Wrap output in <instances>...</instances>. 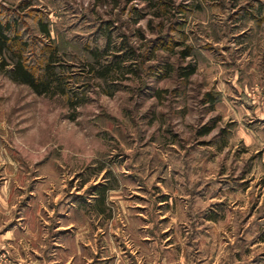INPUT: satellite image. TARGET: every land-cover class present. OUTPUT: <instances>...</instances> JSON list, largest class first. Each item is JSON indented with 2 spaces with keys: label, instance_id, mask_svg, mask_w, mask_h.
<instances>
[{
  "label": "rangeland",
  "instance_id": "1",
  "mask_svg": "<svg viewBox=\"0 0 264 264\" xmlns=\"http://www.w3.org/2000/svg\"><path fill=\"white\" fill-rule=\"evenodd\" d=\"M165 1L0 0L22 21L25 56L38 67L40 48L56 47L71 75L66 96H38L0 70V264L46 259L61 203L75 227L101 225L82 207L103 187L141 264H264V0ZM107 27L143 57L104 83L84 66ZM191 194L206 198L194 231Z\"/></svg>",
  "mask_w": 264,
  "mask_h": 264
},
{
  "label": "trees",
  "instance_id": "2",
  "mask_svg": "<svg viewBox=\"0 0 264 264\" xmlns=\"http://www.w3.org/2000/svg\"><path fill=\"white\" fill-rule=\"evenodd\" d=\"M170 6V1L162 0ZM161 2V3H162ZM154 7H158L153 1L151 2ZM160 7V4H159ZM162 8V7H161ZM196 9H199L196 6ZM189 10V9H188ZM264 10V7H263ZM190 11V10H189ZM193 11V9H191ZM0 11V70L5 72L12 82L20 85L28 86L38 96H66L69 93V82L65 72L59 71L60 66L62 70H68V66L62 64V55L59 53L58 48L51 47L42 49L40 55V62H31L25 52L30 48L31 44L27 41V38H23L20 35L22 29L20 17L10 14L9 16L2 15ZM12 15V16H11ZM49 21L39 20L37 23V30L46 39H50ZM104 39L106 44L103 48L90 49L88 51L89 56L92 57L93 63H89L84 66L88 72L93 75V79L105 82H112L119 79L125 74H132L131 66L126 64L137 62L143 57L133 47L129 46L127 38H123V42L120 45H116L112 41V30L107 27L104 29ZM125 37V36H123ZM182 58H191L192 54L189 50L181 52ZM111 57V58H110ZM110 59V60H109ZM32 63H35L32 65ZM34 67H37L39 72L34 71ZM171 68L166 66V74H169ZM180 72L181 77L184 80H189L197 73V67L190 65ZM164 76V77H165ZM71 105L73 108L80 107L82 104V96L78 93L70 94ZM211 101V99H210ZM207 128L204 129V133L207 132ZM195 193V192H194ZM201 197L200 194H194ZM204 197V196H202Z\"/></svg>",
  "mask_w": 264,
  "mask_h": 264
},
{
  "label": "crops",
  "instance_id": "3",
  "mask_svg": "<svg viewBox=\"0 0 264 264\" xmlns=\"http://www.w3.org/2000/svg\"><path fill=\"white\" fill-rule=\"evenodd\" d=\"M97 191L91 195L92 199L95 200V204L86 205L82 208H88V213L95 216L98 222L102 221L101 225L97 224L93 228L92 221L90 222V216L88 215L82 216L80 226L75 227L77 221H72L68 218L67 204L61 203L57 205L53 212L54 214L50 216L49 222L45 221L48 225L45 229L48 232L50 245L45 252L46 259L44 258L39 264H141V262H137L139 259L136 257L139 251L133 252L128 243L124 244L122 242L126 237L123 231L124 228L121 229L122 220H118L119 215L114 214L113 202L112 205L110 204L112 199L110 194L115 191L106 189V187ZM81 199L83 200V198ZM205 199L203 197H195L194 194H191L188 198V214L193 226L192 231L199 229L200 226L198 224V216L201 212L195 207L197 205L201 207V200L204 201ZM75 200H78V198L76 197ZM163 203L164 201H162ZM122 217L126 221L128 220V225H124L126 232L131 231L130 228L134 231L137 222L130 221L126 212L122 214ZM207 221L215 220L214 217L209 215ZM73 228L77 230L74 231ZM197 232H195L196 234L193 237L197 234L199 235V232ZM91 237H93L92 241H90ZM135 238L132 233V238L129 239L131 244L134 243ZM143 241L146 242L147 238L143 239ZM123 246L127 249H122L121 247Z\"/></svg>",
  "mask_w": 264,
  "mask_h": 264
}]
</instances>
